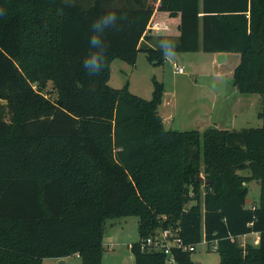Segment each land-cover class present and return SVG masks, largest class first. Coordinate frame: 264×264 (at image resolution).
<instances>
[{
    "label": "trees",
    "instance_id": "trees-1",
    "mask_svg": "<svg viewBox=\"0 0 264 264\" xmlns=\"http://www.w3.org/2000/svg\"><path fill=\"white\" fill-rule=\"evenodd\" d=\"M110 10L124 15L103 33V69L89 74L91 23ZM156 11L180 17L178 37L149 33ZM161 39L174 53L240 54L234 85L264 95V0H0V264L75 254L103 264L108 220L129 216L136 264H171L141 246L167 228L186 245L216 242L219 264H264V113L256 128L170 130L163 83L153 78L150 100L109 85L116 59L135 65L144 52L164 65ZM251 180L260 199L247 208ZM250 234L259 243L242 246Z\"/></svg>",
    "mask_w": 264,
    "mask_h": 264
},
{
    "label": "rangeland",
    "instance_id": "rangeland-1",
    "mask_svg": "<svg viewBox=\"0 0 264 264\" xmlns=\"http://www.w3.org/2000/svg\"><path fill=\"white\" fill-rule=\"evenodd\" d=\"M169 28V37L175 38V26ZM235 59L236 56L231 54L221 64L213 53H174L168 56L164 65L157 66L147 60L144 52H140L135 65L118 59L113 61L109 85L121 89L128 82L133 94L150 100L154 90L153 78L163 83L159 112L166 129L198 130L203 133L214 127L229 130L256 128L262 123L259 114L264 113V96H247L235 89ZM174 64L183 67L184 73H176ZM48 90L52 91L51 84ZM239 174L250 176L251 171L241 170ZM200 176L205 177L203 168ZM247 185L246 207L252 208L259 204L260 181L251 180ZM199 190L201 197H204L207 190L205 185ZM107 226L103 236V264H136L130 246L139 240L138 218L129 216L108 220ZM239 242L245 246L254 243V237L244 236ZM191 259L198 264H219L220 253L201 243L191 253ZM58 260L48 258L43 264H63ZM66 260L65 264H82L74 255L68 256Z\"/></svg>",
    "mask_w": 264,
    "mask_h": 264
},
{
    "label": "clouds",
    "instance_id": "clouds-1",
    "mask_svg": "<svg viewBox=\"0 0 264 264\" xmlns=\"http://www.w3.org/2000/svg\"><path fill=\"white\" fill-rule=\"evenodd\" d=\"M124 13H117L115 10L103 12L91 23V33L88 38L90 53L83 59V66L89 74H99L105 64L104 49L106 43L103 39V33L109 26L117 24ZM160 47L166 55H173L175 50V41L170 39H161Z\"/></svg>",
    "mask_w": 264,
    "mask_h": 264
},
{
    "label": "built area",
    "instance_id": "built-area-1",
    "mask_svg": "<svg viewBox=\"0 0 264 264\" xmlns=\"http://www.w3.org/2000/svg\"><path fill=\"white\" fill-rule=\"evenodd\" d=\"M175 72L182 74L184 69L181 66L174 64ZM201 243L206 244L211 250L217 251V243L213 242L207 244L206 240ZM142 249L158 250L164 252L168 256V261L171 264L175 263V259L172 253L173 249H181L183 251L194 252L197 245H186L179 236V229L167 228L156 231L155 234L149 236L142 242Z\"/></svg>",
    "mask_w": 264,
    "mask_h": 264
},
{
    "label": "crops",
    "instance_id": "crops-1",
    "mask_svg": "<svg viewBox=\"0 0 264 264\" xmlns=\"http://www.w3.org/2000/svg\"><path fill=\"white\" fill-rule=\"evenodd\" d=\"M180 24V17H176V18H170L169 17V14L167 12H155L154 15L152 16L151 18V21L149 23V26H148V30H149V33L152 34V35H158V36H167L169 37L170 36V26H175L176 30H177V34H176V37L179 36V29H178V25ZM181 54V53H179ZM214 56L216 58H218V61L222 64H224L229 58H230V55H235L236 56V65H235V68L237 67V65L240 63V54H236V53H213ZM219 54H223L224 56H219ZM169 56V55H168ZM239 56V57H238ZM234 68V69H235ZM233 74H234V70H233ZM111 79V77H110ZM129 85V90H130V83H128ZM235 86V85H234ZM235 89L238 90V88L235 86ZM239 91V90H238ZM252 95H260V94H252ZM252 95H247V96H252ZM260 96H264V95H260ZM250 101V100H249ZM250 128V127H248ZM247 236H253L254 237V243L255 244H258L259 243V237L257 234H250V235H247ZM77 259H80L79 255L75 254L74 255ZM68 257L66 258H63V259H59V263H67V259ZM47 259L43 260L42 264L46 261ZM81 260V259H80ZM63 261V262H62Z\"/></svg>",
    "mask_w": 264,
    "mask_h": 264
},
{
    "label": "water",
    "instance_id": "water-1",
    "mask_svg": "<svg viewBox=\"0 0 264 264\" xmlns=\"http://www.w3.org/2000/svg\"><path fill=\"white\" fill-rule=\"evenodd\" d=\"M219 56H224L223 54H219ZM197 181H199L200 183H204V184H207V183H209V180H205V178L203 177V176H198L197 177ZM63 262V261H62Z\"/></svg>",
    "mask_w": 264,
    "mask_h": 264
}]
</instances>
